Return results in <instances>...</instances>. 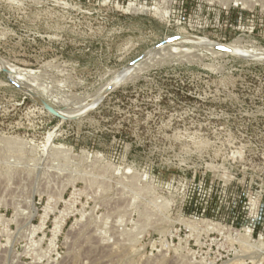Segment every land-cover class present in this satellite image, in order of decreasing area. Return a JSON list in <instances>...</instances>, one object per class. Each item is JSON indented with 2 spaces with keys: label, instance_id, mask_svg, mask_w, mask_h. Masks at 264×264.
Wrapping results in <instances>:
<instances>
[{
  "label": "rangeland",
  "instance_id": "obj_1",
  "mask_svg": "<svg viewBox=\"0 0 264 264\" xmlns=\"http://www.w3.org/2000/svg\"><path fill=\"white\" fill-rule=\"evenodd\" d=\"M175 1L0 0V264H264V60L155 53L264 0Z\"/></svg>",
  "mask_w": 264,
  "mask_h": 264
},
{
  "label": "bare ground",
  "instance_id": "obj_2",
  "mask_svg": "<svg viewBox=\"0 0 264 264\" xmlns=\"http://www.w3.org/2000/svg\"><path fill=\"white\" fill-rule=\"evenodd\" d=\"M237 44H230L229 43V45H221V44H218V43L213 42V41L201 40V39H197V38H189L186 36H179V37H174V38L168 39L164 45L162 44L163 46L157 47V49H155V53H157L162 47L168 46V45L179 46L178 48L175 47L176 49H173L174 47L173 48L169 47L170 49H173L172 51H176V52L181 50V47H183L184 45H193V46L199 47L203 50H206V51H209L212 53H221L223 51H220V48H222L225 50V52H223V54L236 55V56H241V57H249V58H256V59L264 60V52H258V51L254 52V51L245 49V48H243ZM162 49L160 51H162ZM149 53L150 52H147V53H145V55H149ZM137 61L138 60H136L134 63H136ZM129 71H130V68H127V69H125L124 72L122 71V73L119 72L118 75L116 74V76L113 77V79L102 90L98 91V94H95L96 95L95 98H98L97 96L104 94L105 92H107V90L116 86L118 84L117 82L121 81L124 77V74H126V73L128 74ZM95 98H94V100L91 99L90 103L94 102L96 100ZM90 103H87V105L84 104V106H82L81 108L84 109L86 106L88 107V105H90Z\"/></svg>",
  "mask_w": 264,
  "mask_h": 264
},
{
  "label": "water",
  "instance_id": "obj_3",
  "mask_svg": "<svg viewBox=\"0 0 264 264\" xmlns=\"http://www.w3.org/2000/svg\"><path fill=\"white\" fill-rule=\"evenodd\" d=\"M220 51L225 52V50L222 49V48H220ZM0 68H1L5 73H7L9 77H11V75L7 72V69L5 68V66L3 65L2 62L0 63ZM116 86H117V85H116ZM116 86H114V87H116ZM114 87H113V88H114ZM113 88H110L109 90H107V92H106L105 94H107V93H108L109 91H111ZM105 94H104V95H105ZM90 110H91V109H90ZM90 110H88V111H86V112H84V113H82V114H86V113L89 112ZM49 111H50L54 116H56V117H58V118H64V117H61V115H59L56 111H54V110H52V109H49Z\"/></svg>",
  "mask_w": 264,
  "mask_h": 264
},
{
  "label": "built area",
  "instance_id": "obj_4",
  "mask_svg": "<svg viewBox=\"0 0 264 264\" xmlns=\"http://www.w3.org/2000/svg\"><path fill=\"white\" fill-rule=\"evenodd\" d=\"M189 2H190V0H177V1H175V4H177V5L179 4V5L185 7ZM236 8H237V7H236ZM224 10H225V14L227 15L228 12H230L231 7H229L228 9H224ZM239 11H241V12H245L244 7H240V8H239ZM238 16L241 17V14L238 13Z\"/></svg>",
  "mask_w": 264,
  "mask_h": 264
}]
</instances>
